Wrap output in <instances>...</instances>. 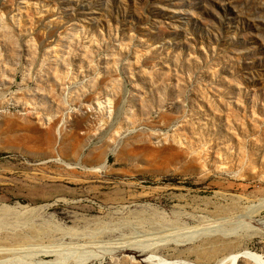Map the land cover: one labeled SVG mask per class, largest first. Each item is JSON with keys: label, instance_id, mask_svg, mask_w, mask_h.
Instances as JSON below:
<instances>
[{"label": "rangeland", "instance_id": "obj_1", "mask_svg": "<svg viewBox=\"0 0 264 264\" xmlns=\"http://www.w3.org/2000/svg\"><path fill=\"white\" fill-rule=\"evenodd\" d=\"M263 199L264 0H0V264L264 262Z\"/></svg>", "mask_w": 264, "mask_h": 264}, {"label": "bare ground", "instance_id": "obj_2", "mask_svg": "<svg viewBox=\"0 0 264 264\" xmlns=\"http://www.w3.org/2000/svg\"><path fill=\"white\" fill-rule=\"evenodd\" d=\"M101 167V166H100ZM99 169V168H98ZM97 169V170H98ZM101 169V168H100ZM264 208V199L262 200V201H260V203L258 204V205H256V206H252V207H250V209H249V211L251 210V212H249L250 213V215L252 214V215H254V213L257 211V210H260V209H263ZM249 215V216H250ZM251 215V216H252ZM245 225H246V227H247V225L248 224H246V223H244ZM243 224V225H244ZM245 225H244V227H245ZM249 226V225H248ZM242 227V226H241ZM215 229V228H214ZM218 229V228H217ZM222 229V228H221ZM244 229H246V228H244ZM248 229H250V227L248 228ZM247 229V231H249ZM199 230V229H198ZM220 230V229H219ZM206 231V230H205ZM214 231H216V230H214ZM222 231V230H221ZM223 231H224V229H223ZM212 232H213V230L211 231V229L209 230V232L207 233V234H212ZM193 233V232H192ZM200 233H201V235H202V232L200 231ZM194 234V233H193ZM203 234H204V231H203ZM206 234V233H205ZM200 235V234H199ZM181 238V237H180ZM176 239V238H175ZM175 241V240H174ZM154 245V244H153ZM140 246V245H139ZM138 246V247H139ZM155 246V245H154ZM153 246V247H154ZM137 247V248H138ZM153 247H151V248H153ZM141 248V247H140ZM143 249H144V246L142 247ZM145 248H148V247H145ZM155 248V247H154ZM101 250V249H100ZM88 251V250H87ZM93 251V250H92ZM99 251V250H98ZM102 251V250H101ZM248 250H242V251H239V252H237V253H234V254H230L229 256H227V257H225L223 260H221L220 262H218L217 264H222V263H225V262H227V261H229V262H234L237 258H243V256H244V258L247 256V257H249L250 258V260L252 261V262H254L255 264H264V262H262V257L260 256V255H256V254H252L250 251H248ZM24 252V251H23ZM67 252V251H66ZM90 252V251H89ZM250 252V253H249ZM78 253V252H77ZM256 253V252H255ZM40 254V253H39ZM59 254V253H58ZM64 254V253H63ZM67 254H68V252H67ZM87 254V253H86ZM89 254V253H88ZM92 255H88V256H85V258H84V260H82V262L84 263V262H86L87 263V261L88 260H91V259H93L92 257H94V258H96V256L98 255V254H93V253H91ZM50 256H52V255H50ZM26 257V256H25ZM32 257V256H31ZM87 257V258H86ZM98 257H100V255L98 256ZM97 257V258H98ZM152 257L153 256H149L148 258L150 259V260H152ZM62 258V257H61ZM60 258V259H61ZM30 259V258H29ZM60 259H57V262H56V260H55V262H53V261H50L51 263H45V261L44 262H42V261H40V262H37V263H35V264H66V262L64 261V262H62V261H58V260H60ZM81 259H83V258H81ZM249 260V259H248ZM149 261V260H148ZM159 261V260H158ZM79 262V261H78ZM81 262V261H80ZM81 262V263H82ZM169 262H171L172 263V261H169V260H166V259H160V261L158 262V264H171V263H169ZM82 263V264H83ZM151 263V262H150ZM71 264H80V263H77V261L76 262H74V263H71ZM216 264V263H215ZM230 264H232V263H230Z\"/></svg>", "mask_w": 264, "mask_h": 264}]
</instances>
